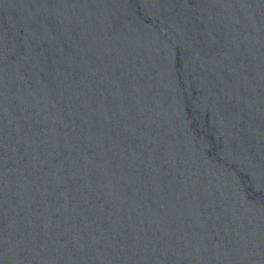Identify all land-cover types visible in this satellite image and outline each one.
<instances>
[{
  "label": "water",
  "instance_id": "obj_1",
  "mask_svg": "<svg viewBox=\"0 0 264 264\" xmlns=\"http://www.w3.org/2000/svg\"><path fill=\"white\" fill-rule=\"evenodd\" d=\"M0 264H264V0H0Z\"/></svg>",
  "mask_w": 264,
  "mask_h": 264
}]
</instances>
